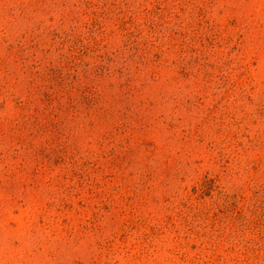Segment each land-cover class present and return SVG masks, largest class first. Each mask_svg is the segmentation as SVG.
<instances>
[{
  "label": "rangeland",
  "instance_id": "374dc122",
  "mask_svg": "<svg viewBox=\"0 0 264 264\" xmlns=\"http://www.w3.org/2000/svg\"><path fill=\"white\" fill-rule=\"evenodd\" d=\"M0 264H264V0H0Z\"/></svg>",
  "mask_w": 264,
  "mask_h": 264
}]
</instances>
